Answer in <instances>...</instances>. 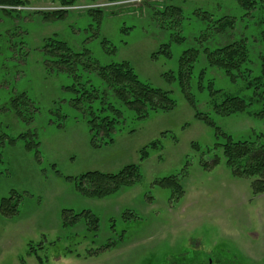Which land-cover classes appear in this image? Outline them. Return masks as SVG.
Returning <instances> with one entry per match:
<instances>
[{"label": "rangeland", "instance_id": "374dc122", "mask_svg": "<svg viewBox=\"0 0 264 264\" xmlns=\"http://www.w3.org/2000/svg\"><path fill=\"white\" fill-rule=\"evenodd\" d=\"M22 1L28 6L0 9V202L12 193L19 200L16 215L0 212V264H185L192 259L195 264H264V193L254 195L251 178L234 176L221 152L212 150L217 128L236 139L257 140L264 134V115L214 110V103L224 100L218 90L249 98L253 89L209 65L203 51L248 36V66L257 75L264 52L258 23L264 13L255 11L250 19L235 0H146L131 6L98 0L104 10L100 17L76 6L64 18L46 19L36 11L63 7L52 0ZM166 5L183 8L182 43L172 42L177 29H161L153 16ZM198 10L214 19L235 17L232 37L212 29L206 42H198L205 26ZM50 38L67 42L73 51H89L103 65L130 62L141 80L168 91L176 107L141 120L128 117L113 143L95 146L86 119L71 104L76 96L66 88L71 78L45 69L43 45ZM166 44L170 56L153 57ZM194 47L201 56L185 88L212 123L195 116L178 78L183 52ZM22 92L33 104L24 105L18 96L23 115L16 116L13 98ZM154 142L156 147L149 146ZM215 154L221 156L216 166L202 164ZM131 164L140 166L141 177L117 193L90 198L75 189L74 178L84 173H118ZM167 176L182 183L179 196L158 185ZM64 209L96 213L97 236L82 224L64 228ZM105 243L113 246L103 249Z\"/></svg>", "mask_w": 264, "mask_h": 264}, {"label": "trees", "instance_id": "16d2710c", "mask_svg": "<svg viewBox=\"0 0 264 264\" xmlns=\"http://www.w3.org/2000/svg\"><path fill=\"white\" fill-rule=\"evenodd\" d=\"M97 1L52 0L53 4H59L58 6L63 8L51 11L37 10L36 13H42L46 19L52 17L61 19L69 12L76 10L75 7L78 6V9H84L86 12L100 17L104 10L96 5ZM235 1L242 11H246L244 15L249 16L250 19L254 18L255 11L260 14L264 13V0ZM144 2L147 3V1ZM27 6L22 0H0V9L6 11ZM197 12L205 25L199 33L200 36H197L198 42H206L212 29H215L219 34L230 32L229 35L232 37L236 25L235 17L223 16L214 19L213 15L207 11L198 10ZM153 16L161 29H177L178 32L171 35L172 42L182 43L185 41L186 37L182 34L185 15L181 6L166 5L162 10H155ZM241 18L243 19V16ZM258 25L261 26L260 33L264 34V16ZM205 35H207L206 39H200L201 36ZM247 37H240L232 43L229 42L214 49L208 47L203 49L209 65L222 69L226 75L235 81L241 78L247 89H253V94L249 98L218 90L224 100L221 103L215 102L214 110L221 115L236 113L264 115V52H260L259 55V60H261L260 72L257 75L253 74L252 69L248 66L251 59ZM169 47V44L163 45L158 52L153 54V57L161 53L170 56ZM88 52L73 51L67 42L57 38L46 39L43 45V53L46 56L45 69L48 72L62 73L71 78L72 84L66 86L67 89L76 94L71 100V104L82 112L91 132L92 143L95 146H100L101 141L106 144L113 143L115 134L123 130L128 117L141 120L148 117L151 112L170 111L176 107V101L168 91L141 80L130 62L120 61L103 65L93 59ZM200 52L201 50L197 47L183 52L178 78L187 100L196 109L195 116L197 118L204 117L206 121L212 123L206 114L199 112L196 107V100L189 89L186 90L185 88L186 81L190 78L197 61H199ZM200 75L203 78L204 72L202 70ZM16 96L13 98L14 107H11V111L16 116H22L23 109L22 107L20 109V105L17 103L19 102L18 96L28 107H32L33 102L27 92H22ZM257 104L260 105L257 111L250 109ZM217 130L219 134L212 150L221 152L234 176L251 178V188L254 195L263 194L264 134L259 135L255 141H248L236 139L231 134L221 132L218 128ZM24 136L25 134L20 135V137ZM16 140L13 139L10 142L15 143ZM157 144L158 142H154L149 146L156 147ZM27 148H31V143H27ZM147 157L148 150L144 148L141 151V158L146 159ZM220 157L215 154L210 163L202 162V164H209L214 167L221 161ZM3 162V155L0 153V167ZM135 177L139 179L141 177L140 166L136 164L126 166L118 173L87 172L74 178L75 189L82 196L102 198L117 193L122 188L132 186ZM157 183L161 187L168 188L172 195L179 196L183 191L180 180L171 176L163 177L157 180ZM14 195L16 194L12 193L9 197L1 200L0 212L3 215H16L18 213L19 200H14ZM129 214L134 215L132 211H129ZM99 222V216L92 210L84 209L76 212L64 209L62 212V226L64 228H73L82 224L85 226L87 234L92 233L94 237L98 234ZM112 246L110 243L102 245L103 249H109ZM182 260H186V257H183ZM207 260L212 261L210 258ZM185 264L195 263L192 259Z\"/></svg>", "mask_w": 264, "mask_h": 264}, {"label": "built area", "instance_id": "2783aa9c", "mask_svg": "<svg viewBox=\"0 0 264 264\" xmlns=\"http://www.w3.org/2000/svg\"><path fill=\"white\" fill-rule=\"evenodd\" d=\"M144 1H146V0H124V1L113 3L112 5L117 6L118 4L119 5L127 4V6H131V5H134V4H137V3H140V2H144Z\"/></svg>", "mask_w": 264, "mask_h": 264}]
</instances>
